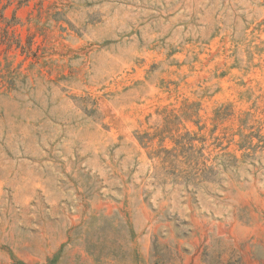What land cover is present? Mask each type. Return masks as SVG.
Instances as JSON below:
<instances>
[{
    "label": "rangeland",
    "instance_id": "obj_1",
    "mask_svg": "<svg viewBox=\"0 0 264 264\" xmlns=\"http://www.w3.org/2000/svg\"><path fill=\"white\" fill-rule=\"evenodd\" d=\"M0 264H264V0H0Z\"/></svg>",
    "mask_w": 264,
    "mask_h": 264
}]
</instances>
